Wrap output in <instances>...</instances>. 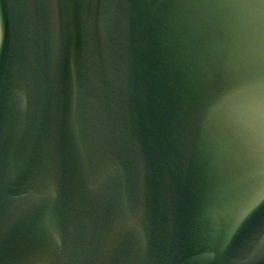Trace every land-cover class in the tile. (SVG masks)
<instances>
[{
  "label": "water",
  "instance_id": "95a60500",
  "mask_svg": "<svg viewBox=\"0 0 264 264\" xmlns=\"http://www.w3.org/2000/svg\"><path fill=\"white\" fill-rule=\"evenodd\" d=\"M0 264H264V0H0Z\"/></svg>",
  "mask_w": 264,
  "mask_h": 264
}]
</instances>
